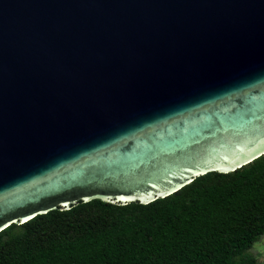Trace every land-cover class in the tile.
<instances>
[{"label":"water","instance_id":"water-1","mask_svg":"<svg viewBox=\"0 0 264 264\" xmlns=\"http://www.w3.org/2000/svg\"><path fill=\"white\" fill-rule=\"evenodd\" d=\"M262 154L264 0H0V231Z\"/></svg>","mask_w":264,"mask_h":264},{"label":"trees","instance_id":"trees-1","mask_svg":"<svg viewBox=\"0 0 264 264\" xmlns=\"http://www.w3.org/2000/svg\"><path fill=\"white\" fill-rule=\"evenodd\" d=\"M264 154L148 204L101 199L0 231V264H264Z\"/></svg>","mask_w":264,"mask_h":264},{"label":"rangeland","instance_id":"rangeland-1","mask_svg":"<svg viewBox=\"0 0 264 264\" xmlns=\"http://www.w3.org/2000/svg\"><path fill=\"white\" fill-rule=\"evenodd\" d=\"M251 252L257 255L259 261L264 262V237L254 245Z\"/></svg>","mask_w":264,"mask_h":264}]
</instances>
